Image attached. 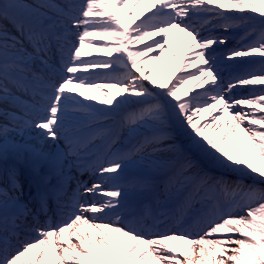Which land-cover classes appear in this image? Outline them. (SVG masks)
Returning a JSON list of instances; mask_svg holds the SVG:
<instances>
[{
    "label": "snow or ice",
    "instance_id": "snow-or-ice-1",
    "mask_svg": "<svg viewBox=\"0 0 264 264\" xmlns=\"http://www.w3.org/2000/svg\"><path fill=\"white\" fill-rule=\"evenodd\" d=\"M142 5L0 0V161L24 164L29 186L26 196L20 170L0 167V264H264V0H147L137 14ZM217 28L253 39L218 52L228 37ZM89 47L108 58L83 59ZM157 51L160 64L145 70L141 58ZM166 51L173 75H153ZM77 115L90 132L72 126ZM173 126L191 129L207 164L253 182L166 144ZM73 169L99 179L89 186Z\"/></svg>",
    "mask_w": 264,
    "mask_h": 264
},
{
    "label": "bare ground",
    "instance_id": "bare-ground-1",
    "mask_svg": "<svg viewBox=\"0 0 264 264\" xmlns=\"http://www.w3.org/2000/svg\"><path fill=\"white\" fill-rule=\"evenodd\" d=\"M25 2L26 3H29V4H32V3H34L35 2V0H25ZM127 11V10H126ZM141 11H143V9H142V6H141V8H139V9H137V14H139ZM142 18V17H141ZM139 22V20H137L136 21V23H138ZM9 26H11V25H9ZM130 26L131 27H134V24H131V22H130ZM204 35H208L209 33L207 32V31H205L204 33H203ZM212 34L213 35H220L221 37H224V36H226V37H228L230 40H232V41H234V43L230 46V49L231 48H235V47H243L245 44H247V43H249V42H251V39H253V38H248V39H243V37H244V32L242 33V34H233V33H231V32H212ZM160 37H158V38H156V39H159ZM90 40H95V38L94 37H90L89 38ZM152 41H145V42H143L141 45H132L131 47H134V48H142L143 47V44L144 43H151ZM105 44H108L107 42H104ZM89 48H92V47H89ZM94 51H98V55H99V57H97V58H95V57H93L92 59H107V58H103V56H102V54H104L103 52H101V51H99L98 50V48H92ZM193 51L195 52V51H198V49H193ZM158 54V51L157 52H153V53H148L145 57H147L148 55H153V56H155V55H157ZM170 58H171V56H170ZM182 60H183V58H181ZM238 59L239 58H236V60L238 61ZM233 63V61H227L226 62V64H225V67H227V65H229V64H232ZM238 66H236L234 69H232V70H230V71H225L224 73H223V75L226 77L225 78V82L227 81V78L230 76V75H238V74H242V72H243V70L245 69V68H247V67H249V65L248 64H246V63H238L237 64ZM165 69V67L163 68V69H159V72H162L163 70ZM195 70V68H189V71H194ZM155 73L156 72H153L152 74L153 75H155ZM181 73H179V72H176L175 73V75L176 76H178V75H180ZM170 75H173V74H170ZM100 81H104V79L103 78H101L100 79ZM173 82H174V80H173ZM195 83H197V82H195V81H193V82H191V84L190 85H185L184 86V88H189V87H192ZM209 85H205L204 87L205 88H207ZM247 86H240V88L237 90V92L235 93L236 94V96H239V97H243V96H248L249 95V92H250V89L248 88H246ZM203 89H201V90H195V91H197V92H199V91H202ZM181 91H183V89H181ZM93 93V92H92ZM91 93V94H92ZM99 94V93H98ZM192 94H194V93H190V95H192ZM93 95H96L95 93H93ZM100 95V94H99ZM24 99H29V97L28 96H24L23 97ZM80 97H78V99H79ZM86 103H93V104H96L97 105V107H106V106H104V105H100L99 104V102L98 101H85ZM130 106H134L135 108H137L136 106H138V105H130ZM129 106V107H130ZM127 108H128V106H127ZM125 111H126V109H125ZM124 115V112H121L120 113V115L119 116H117V120L119 121L120 119H122V116ZM206 121H210V117L209 116H206L205 114H201V117L198 119V123L199 124H203V123H205ZM2 122H4V117L3 116H0V123H2ZM71 123H72V126L73 127H80L81 129H82V131L84 132V133H87V132H90L91 131V129H89V128H87V127H84V125L87 123V121L85 120V118L83 117V116H80V115H77V116H75L74 118H72V120H71ZM112 124H117V122L116 121H112L111 122ZM101 126H103V125H96L95 127H101ZM246 126V125H245ZM36 131H38V130H34V131H32L31 133H30V135L32 136V137H35L36 136ZM170 131H172V134H173V139L172 140H169V141H167L169 144H173V141H179L180 142V147L181 148H183V149H185L186 151H188L190 154H191V152H192V149H194V146L192 145V140H191V136L189 135V133L191 132V129L190 128H187V126H185L184 128H176V130H173L172 128L170 129ZM209 131H211L210 129H209ZM27 137H28V134L26 133V135H25V137H24V139H27ZM14 138L16 139V140H21V137L19 136V135H15L14 134ZM199 139V138H198ZM102 141L103 140H97L96 141V143L93 145V148L94 149H98L101 153H103L104 151H105V149H102V148H99V146L102 144ZM30 142H32V143H35V140H32V141H30ZM188 142H190V145L189 146H186V144L188 143ZM49 144H52V141L51 140H49V142H48ZM60 147L61 148H64L65 147V145H64V142L61 140L60 141ZM10 161V164H11V166H16L18 169H27L26 168V166L24 165V164H22V163H20V162H18V161H16V159L11 155V153H9V156H8V159H7V161L6 162H9ZM3 162H5V161H3ZM72 175H74V176H76L78 179H80V180H82V181H84V182H86L89 186H91V184H92V182L93 181H95V178H94V176L91 174V173H89V172H84L82 175H81V173L79 172V171H77V170H75V169H73V172H72ZM242 177V176H241ZM227 180H236L238 177H237V175L236 174H230V175H228V176H226L225 177ZM246 181L247 182H250V179L249 178H247L246 179ZM76 183H75V181H72L71 182V184H70V188L71 189H75V187H76V185H75ZM261 187H264V185H260ZM199 205H197V207H198ZM237 238H239V237H237Z\"/></svg>",
    "mask_w": 264,
    "mask_h": 264
},
{
    "label": "rangeland",
    "instance_id": "rangeland-1",
    "mask_svg": "<svg viewBox=\"0 0 264 264\" xmlns=\"http://www.w3.org/2000/svg\"><path fill=\"white\" fill-rule=\"evenodd\" d=\"M145 5H147V0H145ZM220 30H221L220 28H217L215 31L216 32H220ZM233 31L234 32H240L241 33L244 30L239 31V30L234 29ZM175 41H176V37H175V34H173V36L171 37V42L173 43V45H175ZM228 45L229 46L231 45V43L229 41H227V43L225 45H220L219 47H217L216 45H213V47H217V49H220L222 52H224V51H226L228 49V47H229ZM178 51L180 52V54H183L185 52V48L184 49H178ZM169 55H170L169 52H166V54L164 55V58H167V63L165 65V69L162 72H159V68H157V70L154 71V72H156L155 73L156 76H158V77H167V76H170L171 72L169 71V67H170V65H172V61L170 60ZM246 59L249 60L251 58H246ZM143 60H146L147 61V63H145V64L142 65L145 70H147L148 68H151L153 66H158L160 64V62H161V61H157V60H152V59H150V57L144 58ZM240 61H245V58H240ZM248 87L255 88V89H259L262 86L255 85V86H248ZM198 90H201V89H198ZM113 91H115V90H113ZM172 129L176 130V127L173 126ZM175 143L176 144H179L180 142L179 141H176ZM189 145H190V142H188L186 144V146H189ZM192 154H193V157H195L196 160L200 161V163L202 165H204L205 167H207L210 171H213L216 175H221L222 174V175H224V177H226V175H229V174H236L238 178H241V176H242V179H243V182L244 183H252L253 182L250 178H249L250 179V182H246L245 180L248 177L245 176L243 173L232 172V171H221V170H218L215 167H212L211 165L207 164L205 162V157L201 154V152L196 147H194V149H192ZM133 174H135V172H133Z\"/></svg>",
    "mask_w": 264,
    "mask_h": 264
}]
</instances>
